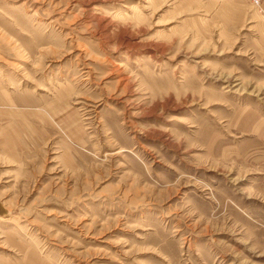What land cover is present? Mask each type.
Returning a JSON list of instances; mask_svg holds the SVG:
<instances>
[{
	"label": "rangeland",
	"instance_id": "374dc122",
	"mask_svg": "<svg viewBox=\"0 0 264 264\" xmlns=\"http://www.w3.org/2000/svg\"><path fill=\"white\" fill-rule=\"evenodd\" d=\"M0 264H264V4L0 0Z\"/></svg>",
	"mask_w": 264,
	"mask_h": 264
},
{
	"label": "built area",
	"instance_id": "2783aa9c",
	"mask_svg": "<svg viewBox=\"0 0 264 264\" xmlns=\"http://www.w3.org/2000/svg\"><path fill=\"white\" fill-rule=\"evenodd\" d=\"M244 1H247L256 7H261L264 4V0H244Z\"/></svg>",
	"mask_w": 264,
	"mask_h": 264
}]
</instances>
